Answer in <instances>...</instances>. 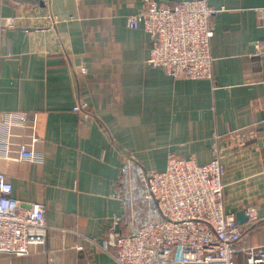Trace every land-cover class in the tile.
Wrapping results in <instances>:
<instances>
[{"label": "crops", "instance_id": "1", "mask_svg": "<svg viewBox=\"0 0 264 264\" xmlns=\"http://www.w3.org/2000/svg\"><path fill=\"white\" fill-rule=\"evenodd\" d=\"M207 1L214 74L191 79L148 63L150 33L127 23L147 0H0V114L36 120L44 154L0 158V170L25 206L46 204L49 225L46 244L0 251V264H117L125 156L161 171L170 154L209 162L216 140L225 209L261 212L241 246L264 243V0ZM8 16L18 24L2 26ZM10 130L14 148L31 141L26 125Z\"/></svg>", "mask_w": 264, "mask_h": 264}, {"label": "built area", "instance_id": "2", "mask_svg": "<svg viewBox=\"0 0 264 264\" xmlns=\"http://www.w3.org/2000/svg\"><path fill=\"white\" fill-rule=\"evenodd\" d=\"M215 12L207 0H182L173 6L147 0L143 10L127 17V23L131 28L144 25L150 33L149 64L165 68L175 78H212ZM18 21L19 16H8L1 25L13 27ZM83 106L79 103L74 110L82 112ZM12 125L29 127L31 141H19L14 148ZM0 128L5 129L0 158L43 160L44 154L36 148L41 140L36 120L26 124L22 114L2 112ZM213 151L206 163L170 154L161 171L147 170L134 154L125 156L115 194L125 211L115 216L114 223H123L128 230L117 234L113 252L117 264H238L240 252L245 254V264H264V243L241 246L247 229L260 220L259 214L246 210L248 220L240 223L237 212L225 209L226 166L217 140ZM46 210L43 201L25 206L0 170V251L25 254L31 246L46 244Z\"/></svg>", "mask_w": 264, "mask_h": 264}, {"label": "water", "instance_id": "3", "mask_svg": "<svg viewBox=\"0 0 264 264\" xmlns=\"http://www.w3.org/2000/svg\"><path fill=\"white\" fill-rule=\"evenodd\" d=\"M259 214L261 215V212H259ZM237 217L240 223H245L248 220V214H245L243 211L238 212ZM116 229H119V224L116 225Z\"/></svg>", "mask_w": 264, "mask_h": 264}, {"label": "trees", "instance_id": "4", "mask_svg": "<svg viewBox=\"0 0 264 264\" xmlns=\"http://www.w3.org/2000/svg\"><path fill=\"white\" fill-rule=\"evenodd\" d=\"M121 224H122V223H121ZM245 236H246V234L244 235L243 239L241 240V245H242V243H244V242L247 241V239L245 238Z\"/></svg>", "mask_w": 264, "mask_h": 264}]
</instances>
